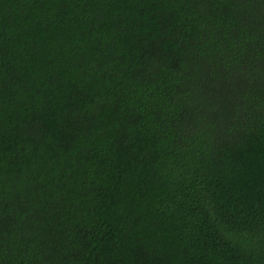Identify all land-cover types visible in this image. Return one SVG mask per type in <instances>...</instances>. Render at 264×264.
Wrapping results in <instances>:
<instances>
[{"label": "trees", "instance_id": "1", "mask_svg": "<svg viewBox=\"0 0 264 264\" xmlns=\"http://www.w3.org/2000/svg\"><path fill=\"white\" fill-rule=\"evenodd\" d=\"M0 264H264V0H0Z\"/></svg>", "mask_w": 264, "mask_h": 264}]
</instances>
